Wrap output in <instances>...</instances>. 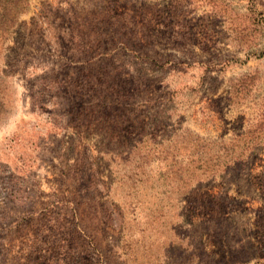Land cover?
Returning <instances> with one entry per match:
<instances>
[{"label":"rangeland","instance_id":"obj_1","mask_svg":"<svg viewBox=\"0 0 264 264\" xmlns=\"http://www.w3.org/2000/svg\"><path fill=\"white\" fill-rule=\"evenodd\" d=\"M0 264H264V0H0Z\"/></svg>","mask_w":264,"mask_h":264}]
</instances>
